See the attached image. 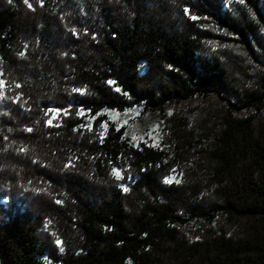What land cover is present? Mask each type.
Masks as SVG:
<instances>
[{"label": "trees", "instance_id": "obj_1", "mask_svg": "<svg viewBox=\"0 0 264 264\" xmlns=\"http://www.w3.org/2000/svg\"><path fill=\"white\" fill-rule=\"evenodd\" d=\"M0 80V264H264V0H0Z\"/></svg>", "mask_w": 264, "mask_h": 264}, {"label": "rangeland", "instance_id": "obj_2", "mask_svg": "<svg viewBox=\"0 0 264 264\" xmlns=\"http://www.w3.org/2000/svg\"><path fill=\"white\" fill-rule=\"evenodd\" d=\"M101 114L114 121L119 129L124 128L126 130L125 136L129 140V143L135 148L141 149L144 145L151 147L159 146L162 135V120L158 115L144 112L140 107H134L124 112L105 110ZM82 115L86 116V121L90 123L93 121V118L87 116L85 112H83ZM133 137H135V139H133ZM116 171L120 173L121 178L119 179H122V171L115 169L114 173ZM169 180L171 182H168ZM180 180V174L175 172L166 182L178 183Z\"/></svg>", "mask_w": 264, "mask_h": 264}, {"label": "snow or ice", "instance_id": "obj_3", "mask_svg": "<svg viewBox=\"0 0 264 264\" xmlns=\"http://www.w3.org/2000/svg\"><path fill=\"white\" fill-rule=\"evenodd\" d=\"M27 2H28V0H25V3H27ZM241 2H243V0H241ZM29 7H31V5H29ZM192 18L193 19H196V17H192ZM109 83H114V82L109 81ZM4 85H5V81L0 80V99L3 98V91H2V89H3ZM17 87H19V85H17ZM117 91H119V89H117ZM125 123H126V121H125ZM48 124L51 125L52 124V120H49L48 121ZM56 126H58V125H56ZM28 131H31V129H28ZM133 139H135V137H133ZM115 174L117 175L118 178H121L120 177V173L118 171H116ZM168 182H171V181L169 180ZM125 190H127V189H125ZM57 243L58 244H61L62 242L58 240Z\"/></svg>", "mask_w": 264, "mask_h": 264}]
</instances>
